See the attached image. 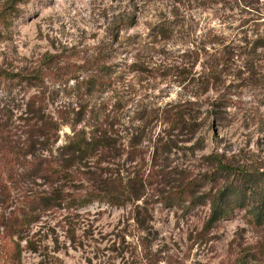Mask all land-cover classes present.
I'll use <instances>...</instances> for the list:
<instances>
[{
	"label": "rangeland",
	"instance_id": "1",
	"mask_svg": "<svg viewBox=\"0 0 264 264\" xmlns=\"http://www.w3.org/2000/svg\"><path fill=\"white\" fill-rule=\"evenodd\" d=\"M258 12L262 19H257ZM116 16L118 20L112 25ZM163 23L165 37H149L160 31ZM263 24L264 0H26L20 4L0 0V71L55 74L44 66L45 56L60 58L67 69L76 68L99 48H109L116 27L131 25L119 34L118 45L101 54L119 66L117 71L122 69L112 79L135 82L136 73L124 76V61L130 64L138 57L156 65L176 66L178 55L194 42L225 39L241 47L240 39L251 41L255 32L264 29ZM252 59L253 66L247 63L252 69L249 76L236 62L232 70L226 68L231 77L220 78L222 83L211 86L212 90L198 100L203 113L198 135L203 136V143L172 155V168L180 167L190 176L203 174L209 170L207 157L212 154H224L240 164L264 166V52L259 50ZM200 63L202 60L194 71L201 70ZM167 81L153 85L142 78L135 100L146 95L152 99L145 103L154 97V102H174L184 93L198 92L180 90ZM48 83L46 91L53 93L45 91L49 109L59 110L69 97L68 87ZM37 93L34 88L0 80V119L20 116L28 99ZM218 98L228 101L229 108L221 110L220 118L211 114L204 121L205 112L212 111L210 104ZM159 124L156 117L149 119L147 136L158 133L163 128ZM81 184L76 187L86 186ZM149 195L148 191L151 221L143 228L136 224L134 207L129 204L95 203L72 215L64 211L50 215L36 237L49 255L45 264H264V231L255 229L244 211H235L205 228L208 206L187 209V205L164 204ZM37 262L34 255H23V264Z\"/></svg>",
	"mask_w": 264,
	"mask_h": 264
},
{
	"label": "trees",
	"instance_id": "2",
	"mask_svg": "<svg viewBox=\"0 0 264 264\" xmlns=\"http://www.w3.org/2000/svg\"><path fill=\"white\" fill-rule=\"evenodd\" d=\"M260 14L257 19H262ZM130 26L116 27L109 48L118 45L119 34ZM159 27L160 31L149 37L163 39L164 23ZM259 30L251 41L240 39L241 47L225 39L194 42L178 55L176 66L156 65L138 57L130 64L124 61V76L136 73L135 82L112 79L122 69L117 71L119 66L102 56L101 51H111L109 48H99L73 69L64 67L66 63L60 58L45 56L44 66L56 72L48 76L39 71L29 75L0 71V80L38 91L28 99L20 116L0 119V264H23L27 253L38 259L37 264H45L49 255L36 237L48 217L61 211L72 215L95 203L116 207L129 204L134 207L136 224L143 228L151 221L148 191L150 198L164 204L187 205V209L208 206L205 228L235 211H244L253 227L264 231V166L240 164L224 154L208 156L209 170L200 175L190 176L186 170L170 165L177 151L192 150L203 143V136L198 135L203 120L198 100L212 90L211 86L222 83L220 78L231 77L226 68L232 70L231 66L239 62L243 74L252 73L247 63L253 66L252 57L259 50L264 52V29ZM199 60L201 70L197 72L194 68ZM142 78L153 85L169 80L180 90L198 92L184 93L174 102H154V97L145 103L152 99L146 95L136 101V87ZM49 80L68 87L69 97L59 110L49 109L45 94ZM117 88L121 89L119 93ZM228 103L220 98L213 100L212 111L205 112L204 121L211 114L220 118ZM153 117L163 128L147 136ZM65 128L68 132L63 133ZM78 183L86 186L76 187ZM70 240L73 242V236Z\"/></svg>",
	"mask_w": 264,
	"mask_h": 264
}]
</instances>
